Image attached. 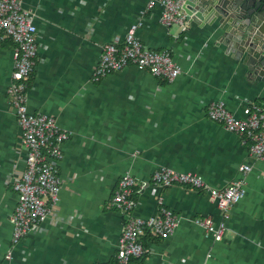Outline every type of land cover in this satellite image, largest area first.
Here are the masks:
<instances>
[{
    "label": "crops",
    "instance_id": "crops-1",
    "mask_svg": "<svg viewBox=\"0 0 264 264\" xmlns=\"http://www.w3.org/2000/svg\"><path fill=\"white\" fill-rule=\"evenodd\" d=\"M150 1L22 0L38 29L29 110L54 116L69 138L58 164L60 201L40 229L17 244L14 182L27 153L10 103L15 44L0 32V264L116 262L126 218L112 200L125 174L136 179V217L158 215L161 197L180 219L167 238L147 235L149 253L132 264H264V161L208 115L220 100L237 117L251 102L264 105L262 76L238 55L219 19L204 15L199 22L190 18L186 30L168 27L162 6L150 8ZM138 23L143 44L169 49L181 74L170 82L129 65L94 81L105 45L123 43ZM244 164L251 169L243 172ZM163 166L198 174L214 188L244 181L223 239L196 222L210 217L219 224L217 201L205 190L158 188L153 174Z\"/></svg>",
    "mask_w": 264,
    "mask_h": 264
},
{
    "label": "built area",
    "instance_id": "built-area-1",
    "mask_svg": "<svg viewBox=\"0 0 264 264\" xmlns=\"http://www.w3.org/2000/svg\"><path fill=\"white\" fill-rule=\"evenodd\" d=\"M157 4L162 6V24L187 29L191 17L183 8L184 0H151L148 6L152 8ZM139 26L140 23L129 27L123 43L105 45L92 74L94 81H100L129 65L170 82L181 74L182 67L174 60L169 49L152 50L143 44L137 35ZM37 31L34 15L25 10L22 0H0L1 39H10L15 44L10 103L21 130L22 146L27 153L25 170L14 182V189L19 197L11 216L14 244L19 243L30 231L40 229L41 224L58 205L61 190L58 164L63 158L62 146L69 138L68 131L60 128L54 116L41 112L32 113L28 107L31 77L37 63ZM208 115L227 130L240 135L249 145L251 156L264 161V105L251 102L244 108V117H237L220 100L210 104ZM250 169V164L242 166L243 172ZM153 182L158 188L182 185L192 190L209 192L217 201L223 220L215 224L212 218L207 217L198 218L196 222L216 240L223 239L227 229L226 219L234 204L245 194L242 179L233 180L224 188H214L198 174L179 172L165 166L154 172ZM135 187L134 176L123 175L112 200L113 205L126 218L116 256L121 264H129L133 258L149 253L144 242L149 233L158 238H167L174 233L180 221L178 215L162 203L161 197L158 215L147 220L136 217ZM12 255L10 250L7 259L12 258Z\"/></svg>",
    "mask_w": 264,
    "mask_h": 264
},
{
    "label": "water",
    "instance_id": "water-1",
    "mask_svg": "<svg viewBox=\"0 0 264 264\" xmlns=\"http://www.w3.org/2000/svg\"><path fill=\"white\" fill-rule=\"evenodd\" d=\"M183 8L197 22L204 15L211 22L219 19L238 55L257 68L264 81V0H184Z\"/></svg>",
    "mask_w": 264,
    "mask_h": 264
},
{
    "label": "trees",
    "instance_id": "trees-1",
    "mask_svg": "<svg viewBox=\"0 0 264 264\" xmlns=\"http://www.w3.org/2000/svg\"><path fill=\"white\" fill-rule=\"evenodd\" d=\"M148 235H150V233ZM144 242H145V245L148 246V240L146 238H145ZM134 260H135V258H133L129 264H132ZM112 264H121V263H119V261L116 258V262H114Z\"/></svg>",
    "mask_w": 264,
    "mask_h": 264
}]
</instances>
